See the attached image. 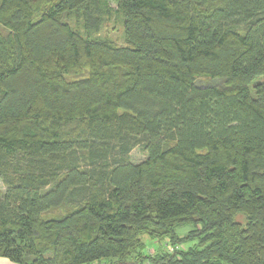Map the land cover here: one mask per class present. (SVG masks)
<instances>
[{
	"label": "trees",
	"instance_id": "16d2710c",
	"mask_svg": "<svg viewBox=\"0 0 264 264\" xmlns=\"http://www.w3.org/2000/svg\"><path fill=\"white\" fill-rule=\"evenodd\" d=\"M110 1L0 0V257L264 264V0Z\"/></svg>",
	"mask_w": 264,
	"mask_h": 264
},
{
	"label": "rangeland",
	"instance_id": "374dc122",
	"mask_svg": "<svg viewBox=\"0 0 264 264\" xmlns=\"http://www.w3.org/2000/svg\"><path fill=\"white\" fill-rule=\"evenodd\" d=\"M108 4L111 7L109 12L105 13L102 12L100 13L99 17L101 18V23L98 28V32L95 33L93 32V36H100L102 38H109L116 42L118 45H124V36H123V27H122V17L121 15L116 11V6L115 4L108 0ZM94 16H96L94 14ZM69 22L76 28L79 29L81 34L86 35L87 32L83 26V20L81 18H76L75 15H70L68 17ZM90 33V32H89ZM145 155L138 149L135 148L131 151L130 153V159L132 162H140L144 159ZM2 192V183L0 181V193ZM236 220L240 222H244V216H237ZM199 227H192V226H184L180 227L177 229L178 235L181 238H185V240L179 244L176 245V248H171L170 250L168 249V242L166 244V240H150L149 237L147 236H142L141 237V243L144 245L143 248L138 247V251L136 255H133L130 259H125V261H120L117 259H111V260H102L99 261L95 264H139L141 263V254H144V251L148 253L151 257L154 256L156 253V250L158 249L157 252L161 251H169L171 253L174 252V250H186L189 245H191L193 242L195 243V238L197 239L198 236V229ZM189 239H192V241H189ZM188 241V242H186ZM172 247H174L172 245ZM147 254V255H148ZM154 258V257H153ZM145 264H148V260H145Z\"/></svg>",
	"mask_w": 264,
	"mask_h": 264
},
{
	"label": "crops",
	"instance_id": "0c3cea01",
	"mask_svg": "<svg viewBox=\"0 0 264 264\" xmlns=\"http://www.w3.org/2000/svg\"><path fill=\"white\" fill-rule=\"evenodd\" d=\"M0 264H14V263H11L7 259L0 257Z\"/></svg>",
	"mask_w": 264,
	"mask_h": 264
}]
</instances>
